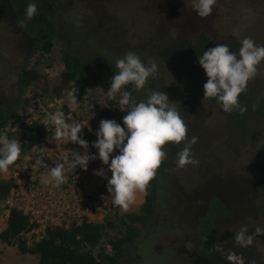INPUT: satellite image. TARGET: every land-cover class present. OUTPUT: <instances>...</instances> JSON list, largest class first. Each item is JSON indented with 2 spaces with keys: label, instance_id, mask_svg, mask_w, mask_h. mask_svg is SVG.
Listing matches in <instances>:
<instances>
[{
  "label": "trees",
  "instance_id": "16d2710c",
  "mask_svg": "<svg viewBox=\"0 0 264 264\" xmlns=\"http://www.w3.org/2000/svg\"><path fill=\"white\" fill-rule=\"evenodd\" d=\"M30 2L32 0H0L2 19L7 28H14L13 36L19 41L17 47L24 55L22 63L14 61L13 56L3 61L16 82L18 101L11 102L0 94V131L18 139L22 145L21 157L15 164L23 156L31 154L34 147L41 148L47 144V129L51 125L45 124L46 114L40 108L46 109V113L54 112L55 109H49V106L55 103L56 108L59 104L68 122H84L92 117L112 120L117 110L116 98L106 97L104 103L99 104L91 102L88 94L92 84L112 73L115 61L127 52H136L143 62L151 58L159 61L163 68L159 65L158 73L162 70L179 77L202 69L198 55L218 43L228 44L234 52L239 50V40L229 34L216 36V31L211 33L212 29L208 30L205 23L211 25L212 20L216 23L225 21L221 24L229 30L238 24L244 13L251 11V16L256 14V25L264 27V15H257L259 11L264 12L262 0H217L212 14L204 18L195 13L192 0H58L54 3L35 0L37 15L21 27L18 21L23 19ZM65 8L79 16L85 12L84 17L77 20L78 25L76 21L67 20ZM84 37L88 42H84ZM55 47H59L62 67L57 75V84L51 86L41 68ZM34 57L36 60L30 65ZM156 76L147 83L151 91H154ZM126 90L135 98L139 91L132 85H128ZM73 94L77 95L80 103L76 109L71 104ZM89 103L92 111L87 107ZM253 104L257 106L254 110ZM245 105L249 108L242 115L244 118L238 123V129L242 130L245 125L247 133H239L238 136L245 141L242 145L252 146L254 134L248 130L252 121L246 118L253 114L264 123V105L256 102ZM84 139L89 142L90 152L94 149L91 144L96 136L89 134ZM173 171L157 170L138 212L119 215L107 197L103 210L115 211L114 221L97 223L83 217L80 221L46 225L44 228L22 208L9 204V197L17 186L12 179L0 180V225L3 226L0 242L15 245L21 254L35 257L37 264H124L135 243L143 241L141 235L150 238L156 232L151 227L152 223L163 221L172 224L170 234L165 232L164 236L176 235V242L178 236H187L194 242L190 253L176 251L172 263L214 264L218 258L224 257L213 249L214 245L221 243L224 247L216 224L223 219L232 220L238 214L218 195L200 196L205 179L203 172L198 189L185 195L186 190L180 193L175 187ZM159 177L163 179L161 187ZM160 189L165 190L162 196L159 195ZM259 190L260 194L256 198L253 196L249 211L242 217L258 216L264 226L263 181ZM99 193L108 196L105 191L99 190ZM109 231L115 235L110 236ZM31 232L36 234L30 237ZM155 263L156 257L144 261V264Z\"/></svg>",
  "mask_w": 264,
  "mask_h": 264
},
{
  "label": "rangeland",
  "instance_id": "374dc122",
  "mask_svg": "<svg viewBox=\"0 0 264 264\" xmlns=\"http://www.w3.org/2000/svg\"><path fill=\"white\" fill-rule=\"evenodd\" d=\"M47 1L52 3L58 2V0ZM262 1L264 3V0ZM63 11L67 20L72 23L74 21L77 22V20L80 21L85 15V12H83L79 16L70 8H65ZM1 12H3V8H0V94H3L7 100L16 102L18 101V94L15 91L16 82L9 75L8 66L3 61L13 56L14 61L22 63L24 55L21 49L17 47L19 41L13 36L14 28H7L2 19ZM257 15L263 16L264 12L259 11ZM256 19V14L251 16V11H247L239 19L238 24L229 30L225 29V24H221L225 23V21L216 23L212 20L210 22L211 25L209 23H205V25H207L206 28L208 30L212 29L211 33L216 31L214 32L216 36H227L229 34L230 37L236 38L239 41L245 37H251L258 45H264V27L262 29L257 26L255 23ZM76 25H78V22ZM84 42H88L86 37H84ZM111 51L110 49L109 53ZM146 57H149V55L146 54ZM35 60L36 57L31 59L30 65ZM144 61L148 63L152 61V58ZM157 64L163 68L159 61ZM61 65L59 47H55L53 52L48 55L45 65L41 68L42 73L47 75L51 86L57 84V75L61 70ZM114 71L92 84L90 93L88 94L91 102L104 103L105 98L108 97L106 93L110 88V80L114 75ZM156 75L157 79L154 81L153 90L164 91L168 95L169 101L175 103L173 106L179 111L187 125L188 139L192 137L198 138V142L193 145L192 151L195 158L200 161L198 167L187 166L179 169L176 165V160L178 158L177 154L183 147V144H167L164 146V150L168 155L159 169L164 172L167 169L174 170V185L175 187L177 186L180 193H184L186 190L185 195L194 193L198 189L199 177L201 172H203L205 179L202 182L203 186L200 196L218 195L224 198L238 214L232 220L223 219L216 224L217 232L224 241L223 248L225 253L229 249H233L234 252L244 257L245 264H264V235L257 237L254 243L247 248L238 246L233 238L241 226L246 225L250 232L254 231L258 225L262 226L261 219L258 216L251 217L247 216V214L246 218L242 216L249 211V203H251L253 196L256 198L260 194L259 189L262 186V181L264 182V123L259 117L254 118L253 114L251 117L246 118V120L252 121L249 123L250 128L248 130L254 134L251 141L253 145L250 146L246 143L242 145L245 141L238 134H246L247 127L245 128V125H243L242 130L238 129V123L244 118L242 117L243 114L241 115L238 111L225 113L216 100L204 97L203 85L206 83L207 78L202 69L184 73L179 77L171 76L168 72L162 70ZM150 93V86L146 84L143 89L137 91L136 99L138 101L144 100ZM239 99L242 105H245L247 102H256L257 104L264 105V62L258 66L257 75L248 82L246 92L241 94ZM116 100H118V96ZM54 106L55 103L50 105L49 109L56 110ZM252 107L253 110L257 108L256 104H253ZM115 108L117 110L112 120L121 123L125 113L119 111L117 101ZM248 108L249 106H247ZM39 110L46 114V109L40 108ZM100 121L92 117L91 120L80 122L85 126L82 129L83 136L89 134L95 135ZM47 132L48 142L65 145L64 141L55 138L54 127L52 129L50 126ZM70 146L78 152L82 151L75 144H70ZM93 152L95 153L96 150L93 149ZM113 154H116L115 150ZM96 161L92 177L93 186L97 190L105 191L108 196L101 195L99 210L90 220L97 223H102L105 220L114 221L115 211L110 213L103 210L104 205L107 203L106 200L108 198L112 200L111 195L107 191V179L94 175V172L102 167L106 170L107 165H102L99 159ZM106 175L110 177L111 173L106 172ZM8 179H10L8 172L0 173V180ZM158 183L161 187L163 179L159 177ZM22 192L23 190L21 191L20 189L16 193L14 191L11 193L8 200L11 206L17 208L23 207ZM163 193H165V190L160 189L159 195L162 196ZM143 200L144 193H138L135 204L129 210L124 211L116 206V212L119 215L138 212ZM165 218L169 219V217ZM151 227L156 230L155 234L150 238L142 234L141 239L143 241L135 243L131 248L132 252L128 257V261L124 264H144V261H150L153 257H156L155 264H177L172 263L174 253L176 251L178 253H190V250L194 246V242L187 236H178L177 242L175 241L176 235L164 236L165 232L170 234V229L172 228V224L170 223L168 225L163 221L160 223L154 222ZM2 230L3 226L0 225V232ZM108 234L113 237L115 232L109 231ZM181 238L183 239L181 240ZM189 244L191 247H188ZM0 258L1 264H37L35 257L21 254L15 245L8 246L1 242ZM214 264H229V262L224 255L220 259L218 258Z\"/></svg>",
  "mask_w": 264,
  "mask_h": 264
},
{
  "label": "clouds",
  "instance_id": "9594fccd",
  "mask_svg": "<svg viewBox=\"0 0 264 264\" xmlns=\"http://www.w3.org/2000/svg\"><path fill=\"white\" fill-rule=\"evenodd\" d=\"M216 3L217 0H192V7L199 17L204 18L212 14ZM37 13L38 5L32 0L18 23L25 27L26 21L32 20ZM262 62L264 45H258L251 37L240 41L238 52L232 51L226 43H218L203 51L198 55V64L207 78L203 85L204 97L216 100L225 113L238 111L244 114L247 106L242 105L239 98L246 92L248 82L257 75L258 66ZM115 69L106 95L109 98L118 96L119 111L126 113L122 122L108 119L99 122L95 132L96 140L91 144L96 152L90 155L89 142L84 139L82 131L85 126L75 120L68 122L62 106L58 104L54 112L46 113L45 124L54 127L57 140L64 141L65 145L75 144L82 151L65 150L66 155L53 167L45 163V152H40L34 166L48 169L49 178L44 182L47 184L51 181L59 187L68 180L66 173L69 169L79 167L87 171L89 162L99 159L102 165H107V169L102 167L94 175L107 179V191L113 205L127 211L135 204L138 193L146 194L148 185L167 158L165 145L183 144L176 160L179 169L198 167L200 161L192 151L198 138L188 139L187 125L173 106L175 103L169 101L164 91H151L146 99L138 101L126 90L128 85L137 90L143 89L149 79L158 73L157 62L152 60L146 64L136 52L129 51L115 61ZM71 104L73 109L79 107L77 95L71 96ZM87 107L92 111L90 103ZM21 153L22 145L18 139L10 138L6 132L0 131V173L8 172L10 166L21 157ZM106 172L111 173L110 177ZM262 235L264 226L258 225L250 232L245 225L239 228L233 238L238 246L247 248ZM213 249L224 254L229 264H245L242 255L234 251L225 253L223 243L214 245Z\"/></svg>",
  "mask_w": 264,
  "mask_h": 264
},
{
  "label": "built area",
  "instance_id": "2783aa9c",
  "mask_svg": "<svg viewBox=\"0 0 264 264\" xmlns=\"http://www.w3.org/2000/svg\"><path fill=\"white\" fill-rule=\"evenodd\" d=\"M69 149H73L70 144L61 145L47 141L41 148L34 147L31 154L23 156L22 160L11 166L8 171V177L17 186L14 192L23 190L22 209L29 213L41 228L46 225L80 221L83 217L90 220L99 210L102 196L92 183L96 160L89 162L87 171H82L79 167L75 170L69 169L66 173L68 180L59 187L54 182H44L49 178L48 169L34 166L35 158L40 152H45V163L53 167L66 155L65 150ZM89 154H95L93 149ZM34 234L36 232H31L29 236Z\"/></svg>",
  "mask_w": 264,
  "mask_h": 264
}]
</instances>
